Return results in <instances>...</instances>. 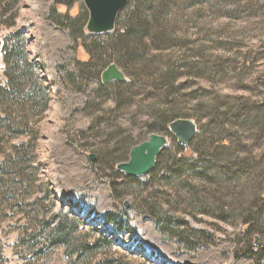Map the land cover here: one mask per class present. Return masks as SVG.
I'll return each instance as SVG.
<instances>
[{
    "label": "rangeland",
    "instance_id": "obj_1",
    "mask_svg": "<svg viewBox=\"0 0 264 264\" xmlns=\"http://www.w3.org/2000/svg\"><path fill=\"white\" fill-rule=\"evenodd\" d=\"M53 2L19 0L17 26L23 28L27 50L50 88V104L40 116L33 117L28 107L15 114L16 122L23 118L21 126H13L20 131L7 134V141L0 140V152L14 159L22 143H32L20 161L22 165L17 166L22 170L21 183L12 184L8 168L0 171V264H25L37 259L36 264H160L159 259L168 264H252L248 256L235 258L236 225L218 224L209 218L189 220L195 227H214L218 236L215 246L194 253L175 250L154 219L135 207L150 174L137 178L140 185H131L116 199L111 177L102 163L108 152H118L123 155L120 161L127 162L132 145L146 141L152 132L163 135L156 130L160 120L155 118V110L165 112L172 104L182 119L191 117L198 125L204 114L209 127L215 128L221 112L238 106L241 100H264V0H252L249 5L245 0L217 4L206 34L200 37L194 35L195 29L191 31L196 40L183 61L185 65L181 55L161 53L167 57L165 62L175 59L177 71L186 75L179 83L184 86L180 93L143 79L141 85L120 91L108 89L112 95L121 96L120 102L99 88L104 85L102 72L90 81L81 76L85 73L77 68V62L88 61L89 54L82 44L71 49L68 33L45 20ZM58 9L67 11L63 5ZM78 12V5L70 10L72 15ZM10 31L0 23V43ZM3 69L0 46V86L4 84ZM255 126L237 128L240 144L250 150L259 149L262 141L263 134ZM120 130H128L129 138L119 136ZM171 134L173 138L167 136L169 142L177 140ZM108 139L109 146L101 149ZM185 153L191 154L190 149ZM152 190L149 186L145 193ZM58 213L79 215L84 224L75 231L80 243L94 244L100 234L108 236V242L100 241L94 258L85 256L80 261L67 256L65 247L42 252L41 246L32 248L38 243L28 236L42 231L43 224L33 220L34 216L50 218Z\"/></svg>",
    "mask_w": 264,
    "mask_h": 264
},
{
    "label": "trees",
    "instance_id": "obj_2",
    "mask_svg": "<svg viewBox=\"0 0 264 264\" xmlns=\"http://www.w3.org/2000/svg\"><path fill=\"white\" fill-rule=\"evenodd\" d=\"M229 1L233 0H128L118 15L116 29L105 35L86 33L89 12L83 0H54L45 20L68 33L71 49L82 44L88 52V61L77 62V68L85 73L81 75L84 80L97 79L100 72L113 63L124 71L127 81L99 87L106 95L110 93L107 97L120 102L121 96L112 95L108 89L120 91L141 85L143 79L149 80L150 85L168 87L180 93L184 86L179 83L186 75L177 71L175 59L165 62L167 57L161 53H173L178 58L181 55L183 63L196 40L191 31L195 29L194 35L200 37L205 35L216 5ZM251 1L245 0V3L249 5ZM19 5V0H0V23L11 28L0 43L4 63V84L0 86V140L4 141H7V134L20 131L13 126L23 124V118L16 122L15 114L23 113L28 107L33 117L40 116L50 104V88L27 50L28 38L23 28L17 26ZM61 5L67 7L66 12L59 11ZM75 5L79 6V12L72 15L70 10ZM195 10L198 11L194 14ZM160 69L164 72L160 73ZM241 102L221 112L215 120V128H210L206 116L201 115L199 133L188 148L179 145L175 139L170 141L169 147L158 156L150 179L142 185L135 207L154 219L164 239L179 252L208 249L218 240L214 227H195L190 218L234 224L235 258L248 256L252 264H264V100ZM169 107L165 112L155 110L154 116L160 120L156 130L173 138L169 124L182 117L178 116L181 113L175 111L174 105ZM96 118L92 119L98 122ZM253 125L260 128L263 135L259 149L250 150L240 144L237 128ZM128 133V130H120L119 136L127 139ZM110 142L109 139L104 142L101 149L108 147ZM31 146V142L22 143L15 159L0 152V171L9 169L6 173L13 178L12 184L21 183L22 170L17 166L22 165L20 161ZM187 149L191 154L185 153ZM108 153L102 165L111 177L113 195L119 199L131 185L140 183L137 178L126 176L117 169V165L124 162L120 161L123 155ZM245 153H248L247 157ZM126 158L129 160L130 156ZM149 186L153 190L145 193ZM33 220L43 223L42 231L28 236L38 243L32 244V248L41 246L39 252L65 247L67 256L80 261L85 256L94 258L99 252L100 241L108 242V236L100 234L94 244L80 243L75 231L84 224L74 213H58L50 218L36 215ZM38 261L29 260L25 264ZM157 262L168 264L160 259Z\"/></svg>",
    "mask_w": 264,
    "mask_h": 264
},
{
    "label": "water",
    "instance_id": "obj_3",
    "mask_svg": "<svg viewBox=\"0 0 264 264\" xmlns=\"http://www.w3.org/2000/svg\"><path fill=\"white\" fill-rule=\"evenodd\" d=\"M89 12L86 30L90 34H104L113 32L121 10L127 5L128 0H83ZM103 84L113 81L124 82L127 80L125 73L116 65H109L101 75ZM170 131L175 135L179 145L187 147L198 133V126L192 119H177L169 124ZM170 145L169 139L161 134H150L148 139L132 147L130 158L127 162L117 165V169L126 176L135 178L150 174L155 168L157 158L162 150ZM94 159V156L91 155ZM128 207L129 204L125 203Z\"/></svg>",
    "mask_w": 264,
    "mask_h": 264
}]
</instances>
